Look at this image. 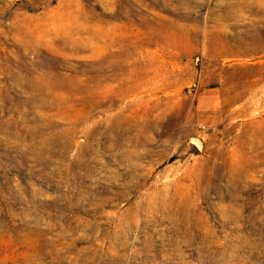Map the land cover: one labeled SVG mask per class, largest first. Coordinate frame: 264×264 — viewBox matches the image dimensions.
<instances>
[{"label": "rangeland", "instance_id": "374dc122", "mask_svg": "<svg viewBox=\"0 0 264 264\" xmlns=\"http://www.w3.org/2000/svg\"><path fill=\"white\" fill-rule=\"evenodd\" d=\"M0 264H264V0H0Z\"/></svg>", "mask_w": 264, "mask_h": 264}, {"label": "bare ground", "instance_id": "6f19581e", "mask_svg": "<svg viewBox=\"0 0 264 264\" xmlns=\"http://www.w3.org/2000/svg\"><path fill=\"white\" fill-rule=\"evenodd\" d=\"M28 43V42H27ZM32 44V43H31ZM34 45V44H33ZM71 46V45H70ZM28 49V48H27ZM30 50V49H29ZM63 50V49H62ZM60 50H58V52H59ZM81 79V78H80ZM82 83V82H81ZM59 90V89H58ZM71 108V107H70ZM119 233V232H118Z\"/></svg>", "mask_w": 264, "mask_h": 264}]
</instances>
